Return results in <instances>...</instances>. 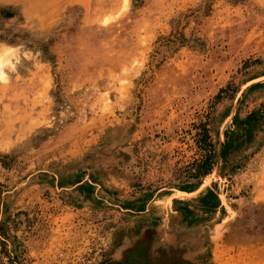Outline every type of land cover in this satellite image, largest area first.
<instances>
[{
	"label": "rangeland",
	"instance_id": "rangeland-1",
	"mask_svg": "<svg viewBox=\"0 0 264 264\" xmlns=\"http://www.w3.org/2000/svg\"><path fill=\"white\" fill-rule=\"evenodd\" d=\"M0 264H264V0H0Z\"/></svg>",
	"mask_w": 264,
	"mask_h": 264
},
{
	"label": "bare ground",
	"instance_id": "bare-ground-1",
	"mask_svg": "<svg viewBox=\"0 0 264 264\" xmlns=\"http://www.w3.org/2000/svg\"><path fill=\"white\" fill-rule=\"evenodd\" d=\"M1 65V64H0Z\"/></svg>",
	"mask_w": 264,
	"mask_h": 264
}]
</instances>
